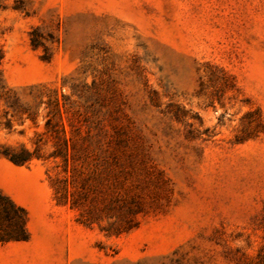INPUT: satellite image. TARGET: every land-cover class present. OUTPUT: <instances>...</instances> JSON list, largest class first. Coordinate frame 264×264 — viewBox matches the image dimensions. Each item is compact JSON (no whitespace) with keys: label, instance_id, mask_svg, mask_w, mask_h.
Here are the masks:
<instances>
[{"label":"rangeland","instance_id":"374dc122","mask_svg":"<svg viewBox=\"0 0 264 264\" xmlns=\"http://www.w3.org/2000/svg\"><path fill=\"white\" fill-rule=\"evenodd\" d=\"M0 190V264H264V0H0Z\"/></svg>","mask_w":264,"mask_h":264},{"label":"trees","instance_id":"16d2710c","mask_svg":"<svg viewBox=\"0 0 264 264\" xmlns=\"http://www.w3.org/2000/svg\"><path fill=\"white\" fill-rule=\"evenodd\" d=\"M61 106L57 99L54 101L55 114L61 117ZM45 128L48 130L52 128L51 121L48 119L45 124ZM61 131L64 132V128L61 124ZM1 154L11 163L22 165L30 161L36 155V150L30 152L27 149L20 147L17 150L3 147L1 148ZM64 160L65 156H64ZM128 212H133V209H128ZM129 227H123L119 225L116 229V234H119L123 230H127ZM29 237L27 230V214L25 210L16 205L8 196L3 194L0 190V243H7L10 241H25Z\"/></svg>","mask_w":264,"mask_h":264}]
</instances>
